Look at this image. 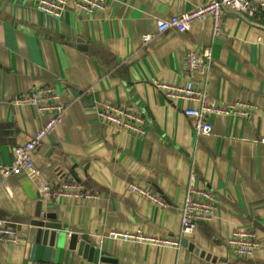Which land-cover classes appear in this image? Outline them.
Returning a JSON list of instances; mask_svg holds the SVG:
<instances>
[{"label":"crops","instance_id":"obj_1","mask_svg":"<svg viewBox=\"0 0 264 264\" xmlns=\"http://www.w3.org/2000/svg\"><path fill=\"white\" fill-rule=\"evenodd\" d=\"M208 1L107 0L95 14L69 4L57 19L39 11L36 0H0V167L12 164L14 150L47 118L14 98L55 85L67 104L62 123L33 157L37 173L6 178L0 168V221L23 237L0 243V264H264V30L232 13L224 15L219 37L213 18L185 33L160 34L157 27L158 19ZM147 33L153 34L148 44ZM203 49L212 66L199 87L207 104L227 112L210 115L209 135H198L184 113L199 103L173 101L155 87L186 84V54ZM101 103L143 114L146 134L103 123ZM233 104L245 114L231 112ZM193 173L212 191L218 212L182 237L181 208ZM68 182L91 197L40 191ZM131 182L160 195L165 206L132 193ZM36 220L59 224L63 239L59 232L52 244L49 236L31 240ZM240 227L252 228L259 242L247 258L227 245ZM114 230L175 237L182 247L114 240Z\"/></svg>","mask_w":264,"mask_h":264},{"label":"built area","instance_id":"obj_2","mask_svg":"<svg viewBox=\"0 0 264 264\" xmlns=\"http://www.w3.org/2000/svg\"><path fill=\"white\" fill-rule=\"evenodd\" d=\"M39 11L51 17L61 19L69 9V4L77 12L95 14L107 5V0H36ZM226 13L235 14L247 23L258 26L264 30V0L257 5L255 0H209L190 11H186L178 16L167 19H158L157 27L160 34L168 30H175L180 33L188 32L191 26L208 18L214 20V35L219 37L222 31V19ZM153 34L147 33L143 36V41L149 43ZM212 66V55L207 49L190 50L186 54L187 82L166 83L156 82L158 91L173 101L183 100L187 102L199 103L197 107H187L184 113L194 121V129L198 135H209L213 132L210 122V115L213 113L226 112L215 104L206 103V94L199 87V84L207 78L209 69ZM63 93L55 85H43L30 89L29 92L13 99V104L19 106L33 107L41 117H47L42 121V125L36 129L32 137L14 150L13 161L9 167H0L3 176L8 178L21 173L32 174L34 169L33 157L38 148L41 147L45 139L50 136L62 123L63 115L67 109V104L62 101ZM241 104H233L228 108L231 112H242ZM227 113V112H226ZM245 114V112H242ZM100 120L108 125H118L126 127L135 137L141 138L146 134L145 118L143 114L132 111L129 107H121L109 103H101L97 109ZM264 142V140H263ZM37 173V171H35ZM132 193L159 206H165L162 197L152 192L148 187L135 182L129 184ZM40 191L44 196L54 194L74 199L91 197L88 193L74 182L63 183L57 189L49 184H43ZM181 235H191L201 224L210 223L217 216V205L212 191L199 186L195 173L190 177L189 184L184 196L181 208ZM111 237L114 240L137 241L151 245L164 247H182V240L175 237H155L142 231H112ZM23 237L8 223L0 221V243L15 245L22 241ZM227 245L232 255L237 257H250L255 248L259 245L257 234L250 227L236 228L227 239ZM32 264H50L33 261Z\"/></svg>","mask_w":264,"mask_h":264},{"label":"water","instance_id":"obj_3","mask_svg":"<svg viewBox=\"0 0 264 264\" xmlns=\"http://www.w3.org/2000/svg\"><path fill=\"white\" fill-rule=\"evenodd\" d=\"M58 232V233H57ZM61 232V226L59 224H55L52 222H45L44 220H36L32 223V229L30 231L31 240L36 238L37 242L43 238V242H46V238L50 237V243L52 244L54 238ZM60 238L63 239L64 232H61L59 235ZM78 241V236L76 234L73 235L72 239V249H75V243ZM107 259H103L102 261H106ZM110 260V259H109Z\"/></svg>","mask_w":264,"mask_h":264}]
</instances>
